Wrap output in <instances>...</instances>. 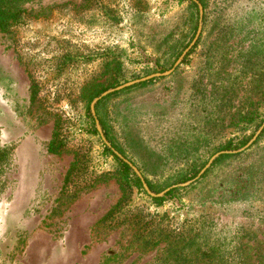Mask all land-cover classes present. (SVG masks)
Returning <instances> with one entry per match:
<instances>
[{
    "label": "rangeland",
    "instance_id": "obj_1",
    "mask_svg": "<svg viewBox=\"0 0 264 264\" xmlns=\"http://www.w3.org/2000/svg\"><path fill=\"white\" fill-rule=\"evenodd\" d=\"M6 1L23 23L0 30V264H264V130L160 205L134 186L122 198L93 133L89 90L172 69L197 33L191 2ZM203 2L198 45L171 75L100 100L157 194L264 123V0ZM58 121L62 155L48 151Z\"/></svg>",
    "mask_w": 264,
    "mask_h": 264
},
{
    "label": "trees",
    "instance_id": "obj_2",
    "mask_svg": "<svg viewBox=\"0 0 264 264\" xmlns=\"http://www.w3.org/2000/svg\"><path fill=\"white\" fill-rule=\"evenodd\" d=\"M189 1L191 2V0H189ZM199 1L204 6L203 0H199ZM188 7H189V9L194 10V13H195L194 14L195 15V18H194L195 24H194V34H193V37H194L195 33L199 27V8L195 2H191ZM21 23H23L22 10L13 9L8 5V2L6 0H0V30L3 32H7V31L9 32L10 29L14 25L21 24ZM197 45H198V41L195 44V46H197ZM153 81L154 80H151L149 82H144V83L138 84V86L148 85L149 83H151ZM31 89H32L31 100L35 101L36 97L38 95V91H39L36 83L32 84ZM89 92L90 93L88 94V98H87L89 103H91V101L95 97H98L102 93V91H99L98 89L94 88V86L91 88V90H89ZM101 103L102 102L100 101L96 106L97 115L99 114V109H100ZM89 118L92 122L93 133L98 134V131L96 129L95 120H94L91 113L89 115ZM98 118L100 120L101 126L105 132L106 137L112 143L113 147H115L117 150H119V152L121 154H123L125 157H127L126 152L114 142V140H113V138L110 135V132L108 130L107 122L100 115H98ZM260 125H261V122H260V124H258V126H260ZM233 147H234L233 142H230L227 146H225V149L228 150V149H232ZM64 148H65V142L62 141V139H61V124H60V121H58L55 125L53 137H52V140L50 141L49 146H48V151H49V153L54 154V155H62L64 153ZM104 152L110 156H113L114 159L116 160L117 164H118L117 173L113 174L112 177L115 178L119 183V187H120L122 194H123L122 198L125 197L128 190L131 189L133 186L136 187L138 190L144 191L140 178L135 174V172L132 170V168L130 167V165L128 163L121 160L117 155H115L112 152L111 149H109L107 147L104 148ZM224 157H228V156L224 155ZM8 159H9V151L7 150V148H1L0 147V175H3L4 170H5L4 166L8 163ZM78 164H79V157H78V154L76 153L75 154V160L72 162V164L70 166V169L67 173L65 181H67L68 178L70 177V175L77 169ZM195 176H196V174H194L192 177H195ZM145 180L148 183L150 189L155 191V188L150 183V181L147 178H145ZM178 190L179 189H173V190H171V192L169 191L170 193L168 192L167 195H171ZM152 199H153V202L155 204L160 205L166 200V197H161V198L152 197ZM119 204H117L107 214L106 218L113 215L114 210H116L117 207H119Z\"/></svg>",
    "mask_w": 264,
    "mask_h": 264
},
{
    "label": "water",
    "instance_id": "obj_3",
    "mask_svg": "<svg viewBox=\"0 0 264 264\" xmlns=\"http://www.w3.org/2000/svg\"><path fill=\"white\" fill-rule=\"evenodd\" d=\"M191 2H195L198 7H199V27H198V30H197V33H196V36L194 38V40L192 41V43L190 44V46L183 52V54L181 55V57L177 60V62L175 63L174 67L164 73H155V74H152V75H149V76H146V77H143V78H140V79H136V80H133V81H129V82H126L118 87H115V88H112V89H109L105 92H103L100 96H98L97 98L94 99V101L92 102L91 104V113L95 119V123H96V128H97V131L100 135V137L102 138L104 144L112 150V152L117 155L121 160H123L124 162L128 163L130 165V167L132 168V170L135 172V174L140 178L141 182H142V185H143V188L144 190L147 192V194H149L150 196L152 197H157V198H161V197H164L169 191H171L172 189L174 188H177V187H185V186H188L190 185L191 183H193L195 180L199 179L202 174H204L206 172V170L211 167V165L214 163V161L220 157L221 155L223 154H236V153H239V152H243L245 150H247L250 146H252L258 139L259 135L262 133V131L264 130V123L263 125L261 126V128L256 132V134L253 136V138L250 140V142L244 146L243 148H241L240 150L238 151H221V152H218L217 154H215L211 160L208 162V164L203 168V170H201V172L198 174V176L196 178H194L193 180L189 181V182H185V183H182V184H178V185H173L169 188H167L166 190H164L163 192L161 193H154L148 183L146 182L145 178L143 177L142 173L140 172L139 168L137 166H135L129 159H127L123 154H121L117 149H115L112 145V143L107 139L103 129H102V126H101V123H100V120L98 119L97 117V113H96V105L97 103L105 98L106 96L108 95H111L117 91H121L125 88H128V87H131V86H134L136 84H139V83H142V82H146V81H150L152 79H155L157 77H161V76H168V75H171L175 69L182 64V61L184 59V57L187 55V53L192 49V47L196 44V42L198 41L200 35H201V32H202V27H203V16H204V7L202 5V3L199 1V0H191Z\"/></svg>",
    "mask_w": 264,
    "mask_h": 264
}]
</instances>
